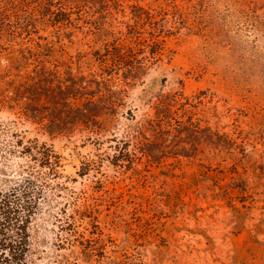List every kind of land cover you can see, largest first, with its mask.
Here are the masks:
<instances>
[{
	"label": "rangeland",
	"instance_id": "obj_1",
	"mask_svg": "<svg viewBox=\"0 0 264 264\" xmlns=\"http://www.w3.org/2000/svg\"><path fill=\"white\" fill-rule=\"evenodd\" d=\"M54 1L0 17V189L47 183L26 264H264V0ZM138 6L162 55L109 73Z\"/></svg>",
	"mask_w": 264,
	"mask_h": 264
},
{
	"label": "trees",
	"instance_id": "obj_2",
	"mask_svg": "<svg viewBox=\"0 0 264 264\" xmlns=\"http://www.w3.org/2000/svg\"><path fill=\"white\" fill-rule=\"evenodd\" d=\"M33 4L30 8L34 12H45L51 14V6L54 0H0V17L11 16V8L21 11L22 7ZM155 13L138 6L133 14L134 25L128 27L123 39H117L106 46L101 62L108 65L107 72L122 68L123 74L131 76V72H137L143 67L146 56L138 58V54L147 52L150 60H157L163 52V16L155 20ZM138 24L146 25L147 32L139 31ZM171 33V32H170ZM168 34V33H167ZM108 73V74H109ZM21 145L20 141L16 142ZM33 160L39 162L40 166H47L48 174L55 177L58 172L59 157L53 149L44 142L26 146L22 145ZM47 183L38 181L32 173L18 176L7 182L6 188L0 189V254L3 255L2 264H26L25 254L28 250V228L32 221L38 202L44 194Z\"/></svg>",
	"mask_w": 264,
	"mask_h": 264
}]
</instances>
